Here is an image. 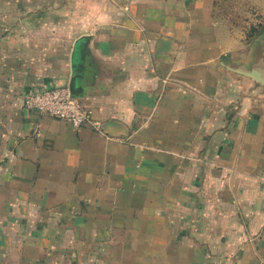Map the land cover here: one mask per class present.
<instances>
[{
  "label": "crops",
  "instance_id": "1",
  "mask_svg": "<svg viewBox=\"0 0 264 264\" xmlns=\"http://www.w3.org/2000/svg\"><path fill=\"white\" fill-rule=\"evenodd\" d=\"M219 10L0 0V264H264V33ZM53 84L101 129L25 107Z\"/></svg>",
  "mask_w": 264,
  "mask_h": 264
},
{
  "label": "built area",
  "instance_id": "2",
  "mask_svg": "<svg viewBox=\"0 0 264 264\" xmlns=\"http://www.w3.org/2000/svg\"><path fill=\"white\" fill-rule=\"evenodd\" d=\"M24 105L27 109H37L68 120L76 127L86 124H91L97 130L102 127L101 121L94 118L93 110L86 108L66 84L35 87L26 93Z\"/></svg>",
  "mask_w": 264,
  "mask_h": 264
},
{
  "label": "rangeland",
  "instance_id": "3",
  "mask_svg": "<svg viewBox=\"0 0 264 264\" xmlns=\"http://www.w3.org/2000/svg\"><path fill=\"white\" fill-rule=\"evenodd\" d=\"M218 7L225 24L244 39L264 29V0H218Z\"/></svg>",
  "mask_w": 264,
  "mask_h": 264
},
{
  "label": "water",
  "instance_id": "4",
  "mask_svg": "<svg viewBox=\"0 0 264 264\" xmlns=\"http://www.w3.org/2000/svg\"><path fill=\"white\" fill-rule=\"evenodd\" d=\"M260 63L254 65L251 69H244L243 67H233L232 69L238 73L244 74L258 83L264 86V69L260 67ZM71 90L73 91V86H71Z\"/></svg>",
  "mask_w": 264,
  "mask_h": 264
},
{
  "label": "trees",
  "instance_id": "5",
  "mask_svg": "<svg viewBox=\"0 0 264 264\" xmlns=\"http://www.w3.org/2000/svg\"><path fill=\"white\" fill-rule=\"evenodd\" d=\"M217 6H218V0H217ZM262 33H264V29L258 31V32L256 33L255 37H254L253 39H251V40H254L256 37H258V36L261 35ZM248 40H249V39H248Z\"/></svg>",
  "mask_w": 264,
  "mask_h": 264
}]
</instances>
